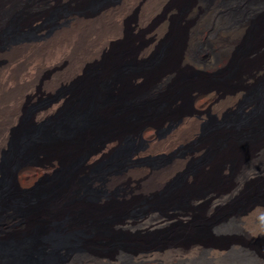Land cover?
I'll return each mask as SVG.
<instances>
[{
    "label": "bare ground",
    "instance_id": "obj_1",
    "mask_svg": "<svg viewBox=\"0 0 264 264\" xmlns=\"http://www.w3.org/2000/svg\"><path fill=\"white\" fill-rule=\"evenodd\" d=\"M49 1L55 0H0V33L10 27L16 30L28 27ZM84 1L87 0H78L79 4ZM127 5L139 11L143 19L147 17L146 22L151 23L153 31L150 37L148 35L149 40L140 47H133L125 41L115 45L112 42L115 34L105 38L97 52L88 57L92 61L94 56L100 58L94 60L96 67L93 70H87L79 78L81 69L88 63L83 58L72 76L62 79L70 82L78 78L73 88L77 87L80 94L76 102L66 103L60 113L57 109L62 100L36 110L29 125L23 126L19 107L27 98L28 89L19 91L17 87L20 78L14 75L15 68L12 69L18 64L17 60L2 63L5 68L0 69V183L6 185L0 188V205L4 199L14 197L12 193L21 187L18 182L41 184L28 190L32 204L30 210L18 220L19 224L23 223L19 233L14 231L13 234L11 231L15 219L7 217L0 223V253L14 255L55 250L59 254L60 259L54 263L38 264H149V261L168 253L182 256L201 248L203 256L219 255L237 246L230 241L223 244L213 242L208 236L210 230H217L228 223L239 227L242 217L248 212L264 210V200L253 197L256 190L264 188V178L261 179L264 172L259 176L254 168L246 170L242 167L240 181L244 190H239L240 186L233 180L234 171L241 163L253 154L264 151V0H104L91 9L77 6L73 10V18L46 26L30 41L0 38V56L6 55L9 50H20L21 54L24 53L21 57L37 58L33 60L41 62L37 66L51 58L63 62L64 50L76 45L78 34L85 24L109 19L116 10ZM147 58L151 65L146 68L126 69L129 62ZM205 69L222 70L229 77L228 84L218 83L211 87L196 84L194 79L207 74ZM137 78H142L145 84H134ZM206 92H210L215 100H226L221 110L240 103L248 111L236 123L223 121L209 129H201L197 141V146L205 149L201 162L178 174L170 183L166 181L164 189L158 193L169 200V210L172 211L155 205L146 207L137 215L118 216L110 213L112 196L108 188L111 189L118 179L132 172L137 161L132 157L137 150L130 152L119 168L104 171L101 177L92 182L95 186L103 187V192L100 191L93 199L82 195L80 175L112 154L125 135L115 129L118 127L122 131L127 118L135 125L125 126L126 133L130 137L140 138L141 132L148 126L145 121L136 123L141 114H161L169 122L158 136L162 139L187 119H194L199 114L194 109L175 111L178 102L198 98ZM243 92L247 94L243 96ZM39 126L45 127L36 130ZM14 132L17 136L21 135L22 151L42 157L14 156L13 166L3 168L1 156L6 148L14 147H11ZM92 139H95V143L87 146ZM76 158L72 167H67ZM164 164L150 170L160 171L158 169L165 167ZM225 167L229 170L226 176L222 171ZM44 169L49 173L37 181L28 175L41 174ZM192 180L197 184H190ZM211 181H215V185L206 186L205 190L196 189ZM245 181L247 184H244ZM194 187L196 190L192 189ZM121 191L126 195L127 190ZM211 192L215 195L213 201L229 199L231 206L226 209L218 207L221 210L216 213L218 215L208 217L204 211L210 201L206 200V196ZM176 197L183 198L185 203L173 207L171 201ZM199 201H203V207L195 212V205ZM179 217L186 218V223L176 236H167L151 244L139 243L133 247L124 243L102 247L111 241L114 231L137 230L141 234L150 226L155 227ZM197 231L202 233L196 234ZM72 237L82 238L74 242ZM238 243L241 245L240 241ZM259 249L251 254L257 263H264V247Z\"/></svg>",
    "mask_w": 264,
    "mask_h": 264
},
{
    "label": "rangeland",
    "instance_id": "obj_2",
    "mask_svg": "<svg viewBox=\"0 0 264 264\" xmlns=\"http://www.w3.org/2000/svg\"><path fill=\"white\" fill-rule=\"evenodd\" d=\"M101 1H104V0H87L81 4H79L78 0L49 1V3L39 11V17L35 21L30 23L28 27L20 29V30L13 29L12 27L6 28L3 31H1L0 38H2L3 40L19 38L25 41L27 40L30 41L31 39H34L38 34H40L46 26H52V24H56L60 20H63V19H70L71 17L73 18L74 17L73 10L77 6L79 7L82 5L86 9H91V8H94ZM123 9L116 10L111 18L109 19L107 18L105 20L103 19L100 23L85 24L83 28H81L83 32L81 31L78 34V38L75 43L76 47L75 46L71 47L72 50L66 47V49L64 50L65 53H63L64 55L63 57L64 59L62 60L63 62L56 60V58H51L50 60H48V62H46L47 64L44 63L43 65L40 64V66H37L39 63H41L37 61H34L35 63L33 62V60L37 58L33 56H29L26 58H29L31 60L29 59L26 60V58L21 57L22 54L24 53L21 54L19 52L20 50H17V51L13 50L12 52H10L9 50L6 55L0 56V69H2L1 67L5 66L4 64L6 61L8 62L12 60L13 61L17 60L16 62H18L19 65L16 64L15 66L12 67V69L15 68L14 70L16 71L15 72L13 70L14 71L13 73L14 75H17L20 78V80L23 77V80L21 81L18 80L19 84H17V87H19V91H21L22 88L23 90L28 89L27 98L23 100L22 104L19 107L20 120L23 126L26 125L25 127H27L29 125L28 123H30L31 120H33L32 116L36 110H41L45 108V106H48L49 104L57 103L59 102V100H62L60 107L57 109V111L60 113L61 110H63L66 103L72 104L77 101V97L80 94V90L77 87L73 88V86L78 80V78H76L75 80H71L70 82H64L62 81V79L64 78L68 79L69 77H71L72 74L76 71L77 65L83 58L87 60L88 63L85 64L83 68L81 69L78 75L79 78L82 76L81 74L85 73L87 70L88 71L90 69L93 70V68L96 67L93 64L94 60L97 61V59L100 60V58L94 56L95 59L92 61V60H89L88 57H90L91 55L93 56V54L97 52V48L100 45V43L104 41L105 38L107 39L110 36V34L116 35V38L112 39V42L115 45H119V43L121 44L122 42L125 41L131 44V46L134 45L133 47L135 46L140 47L142 43L149 40L150 33L153 30L151 29V26H150L151 23L149 24L146 22L147 17L143 19V17L140 16L139 11L130 7V5L125 6ZM106 26L107 28L108 27L109 28L106 29ZM83 46H85V48ZM126 65H127L126 69L129 70V69H137L141 67L146 68L147 66L151 65V63H150V59L147 58V59L136 61V62L135 61L129 62ZM219 65H221V62H219ZM46 67H48L49 69ZM55 67H57V69ZM22 70L26 72L23 73ZM205 71L207 74L196 76V78L194 79L195 80L194 82L196 84L201 85V86H206V87H211L218 83L228 84L229 77L225 75V73L222 70L214 71V69L212 70L205 69ZM25 80H27L28 83ZM20 83H23V84H20ZM133 83L138 86H142L143 84H145V81L142 78H139V79L137 78L136 81H133ZM246 94L247 92H243V96ZM200 96L192 100L178 102V105L176 106L175 111L179 110L181 112L182 111L184 112L189 109H192V110L194 109V111L196 112L198 111L197 113L199 114L198 116L194 118L195 120L192 118L187 119L183 123V125L180 126L182 127V129L179 127L177 128V130H171L172 132L170 131V133L164 136L165 138L162 137V139L161 138L159 139L158 136L163 130L167 128V126L169 125V122L166 119H163L160 116L161 114L155 113V112H147L145 114H141L140 120L136 123L145 121L148 124V126L146 127V129H144L141 132L142 134L140 138L130 137L131 135L129 133H126L125 126L131 127L133 124L135 125V122H133L130 118H127L126 121L124 122V127L122 131H121V128H118V127L115 129L117 132L118 131L123 132L125 135L122 137L121 142L119 143L118 146H116V149L112 152V154L108 156L105 160L94 163L89 168V170L86 171V173H83L80 175L79 183L82 188L81 189L82 195H84L88 199H93L95 198V196L99 194L100 191L103 192V187L93 185L96 178L101 177L104 171L106 172L111 169L119 168L123 164V161L125 160V158L130 154V152L134 150H137V153L133 155L134 157L132 158L133 160H137L136 161L137 165L135 164L134 165L135 168L131 170L132 174L134 172H135L134 174L138 173L136 172L137 167H139L143 161L149 159L150 154L167 151L179 141L191 142L193 140L192 143H187L186 147L183 150H181L177 155H165V154L156 155L153 159L150 160L149 168L151 169L152 167H155V166L157 167L161 164L166 163L167 160L172 159L168 161L169 163L167 162L166 165L164 164L165 167L163 166L158 169V170H162V168H166L177 158H185L187 157V154L188 156L191 157L201 152L198 156H193L191 158L190 162L187 164L184 170L175 174L174 177L176 178L178 174H182L186 172L191 167L201 162V160L204 157V152H205V149H202L201 145L197 146V143H198L197 141L199 140L198 136H199V133L201 132V129L206 130L219 123H224V122L236 123L238 122V120L240 121L243 119L244 114H246L248 111V108L245 107V105H242L239 103V104L230 106L228 109L224 111V110H221L226 102V100H224L223 98H218L215 100L213 96H211L210 92L203 93ZM214 96H217V95H214ZM241 102H242V98H241ZM47 121H44V122H47ZM44 127L45 126H42V127L39 126L36 130H39L40 128H44ZM149 129H153L156 143H154V141L150 138L151 131ZM112 131L114 130L112 129ZM20 136L19 135L17 136V134L14 132V134L12 135L13 138L11 137V141L13 142L11 147L12 146L14 147H12L11 149L9 147L4 150L1 156L2 157L1 166L3 168L4 167L9 168L13 166L14 156L15 157L16 156L36 157V158L42 157L41 155H37V154L35 155L32 153H27V152L25 153L24 150L22 151L21 146H20L21 145ZM90 143L91 144L95 143V139L90 140L87 143V146L91 145ZM262 153H264V151ZM262 153H258L257 155L253 154L254 156L252 155L251 158L247 159V161L241 163L240 167L236 171H234V176H233L234 178L233 177L232 178L234 182L237 181L236 184L238 185V187L239 186L241 187L243 183L242 181H240L242 180V172H243L242 167L243 169L245 168L246 170L254 168L255 170H257L259 176L262 175V173L258 171L260 168L264 167V154ZM77 159L78 158H76L67 167L71 168L72 165L77 161ZM222 164H224V162H222ZM176 168H178V165H176ZM225 169L226 167L222 170L224 176L229 174L228 168L226 170ZM45 170L46 169H44V171H42L41 174L33 173V174H28V175L33 176L34 181H37L39 178L42 177L43 174H45ZM151 170H153V168ZM164 172H160L159 175L155 174L154 176H151L150 179L148 178V180H146V182L142 185L141 191L151 192V191L156 190L150 193L149 195L133 194L131 193L132 191L130 187L125 186V185H119V182L116 181L113 184L111 189L108 188L109 193L112 196L110 213H112L113 215H118V216L119 215H137L141 213L146 207H153L155 205L164 207L165 209H168L169 212L172 211V210H169V206H168L169 200H167L165 197L158 194L160 191L164 189L167 182L170 183L172 180H174V177H172L169 180L165 179L166 178L165 176L169 174V170H164ZM38 175L41 177L36 179ZM263 178L264 176L261 177V179ZM257 179L261 180L260 178H257ZM224 180L226 179L224 178ZM194 181L195 180H192L191 182L189 181V183L193 185L197 184L196 181L195 182ZM18 184L25 189L20 187L18 191H16L15 193H12L14 195L13 198L9 197L8 199H4L0 205V223H2L3 219L7 217L13 218L15 219L14 221H16L14 222L15 224H13L11 227V231L13 234H15V232L17 234L21 231L23 223L20 222L19 224L18 220L22 218L31 208L32 202H29L31 199V196H30L31 192H29L30 189L36 188L38 185L41 184V182L39 183L35 182L33 184H28V185L18 182ZM244 184H247V182L245 181ZM5 185L6 184L4 182L0 183V188L4 187ZM209 185L210 186L215 185V181L214 182L211 181L210 183L202 185L204 187L198 186L196 187V189L202 190L203 188L205 190V187ZM240 187H239V190L245 189L244 185L241 188ZM192 189L196 190L195 187ZM121 190L123 191L127 190L125 191L126 195H124L125 193H122ZM212 194L214 193L211 192V195L206 196L207 197L206 200L209 201L210 199L209 201L210 203L207 201L208 202L207 208L204 211L206 216L209 215L208 217H212L216 213H219L221 210H218V207L226 209L229 206H231L230 205L231 200L229 199L220 200L216 202L213 201L212 199L215 198V195H212ZM224 195L225 194H223L222 196ZM253 197L258 198L260 200H264V188H260L256 190L253 194ZM184 203H185V200L180 197H176L173 201H171V204L173 205V207L174 205L180 206V205H183ZM202 203L203 201H199L198 203H196L195 210H194L195 212H199L198 209L203 207ZM211 203L214 205V207ZM217 215L218 214H216L215 216ZM179 218L178 219L171 218L169 219V222L168 220L164 221L163 224H159L157 226L154 225L155 227L150 226L145 232L141 234H139L137 230L135 231L133 230L114 231L111 235V241L108 244L103 245L102 247L107 248V247H111L112 245H115L118 243H124L125 245L129 247H133V246L138 245L139 243L151 244V243H155L159 241L160 239L164 237L175 235V234L178 235V233L180 234V230L184 226L183 224L186 223V218L184 217H182L181 219ZM181 224L182 226H180ZM263 224H264V210L263 209H253L252 211L248 212L246 215L242 217V222L239 225V227L235 226L232 223H228L227 225L225 224L226 226L223 225L217 230L211 229L210 232L208 233V236L213 242L217 244H223L225 242L230 241L234 244V246H237V248H234V249L231 248L226 253H224L225 251H222L221 254L219 253V255L215 253V254H210V255L204 254L203 256L202 249H199L197 251H194L188 254L187 253L181 254L182 256H180L179 254L176 255V253L175 254L168 253L167 255L159 257L160 259L156 258V260L149 261L148 263L149 264L151 263L152 264H256L258 261L257 262L255 261V257L251 254V252L264 247V225ZM15 226H18V227H15ZM29 227L30 225L27 226V228ZM201 233L202 231L200 232L197 231L196 234H201ZM72 238L75 242L77 239H81L82 237L80 238L72 237ZM239 241L241 245H239L238 243ZM228 253H230V255ZM59 259H60L59 254H57V251L55 252V250H50V251H45V252L28 251L26 253L14 254V255L7 254V253H0V264H38V263H46V262L54 263L58 261ZM160 260H162V262H160ZM259 263L264 264L261 262ZM125 264H129V263H125Z\"/></svg>",
    "mask_w": 264,
    "mask_h": 264
},
{
    "label": "trees",
    "instance_id": "obj_3",
    "mask_svg": "<svg viewBox=\"0 0 264 264\" xmlns=\"http://www.w3.org/2000/svg\"><path fill=\"white\" fill-rule=\"evenodd\" d=\"M149 130L151 131L150 138L154 141V143H156L153 129H149ZM192 141L191 142H189V141H187V142L179 141L173 147L168 149L167 151H162L160 153H152V154H150L149 155L150 156L149 159L143 161L141 163V165L139 167H137V172L138 173L137 174L130 173V174H127L125 176L126 178L123 177L121 179H118L117 181L119 182V185H125V186L130 187L131 191H132L131 193H133V194L149 195L150 193L156 191V190H154V191H151V192H144V191H141L142 190L141 188H142V185L146 182V180L148 178H150L151 176H154L155 174H159L160 172H164V170H166V169L169 170V174H167V176H165L166 177L165 179H167V178H168L167 180L171 179L172 177L175 176L176 173L181 172L182 170H184L186 168L187 164L190 162V160H191V158L193 156H198L201 152H199L198 154H195V155H193L191 157L187 156L185 158H177L170 165H168L166 168H164V169H162L160 171H154V172L151 171L150 168H149L150 160L153 159L158 154L177 155L181 150H183L186 147L187 143H192ZM176 165H178V168H176ZM260 170H261V173H263L264 172V167L260 168L258 171H260ZM150 172H152V173H150ZM46 173H49V170L46 169L45 170V174ZM39 177H41V176L36 177V179L39 178ZM21 188H23V187H21ZM23 189H25V188H23ZM15 227H18V226H15Z\"/></svg>",
    "mask_w": 264,
    "mask_h": 264
}]
</instances>
